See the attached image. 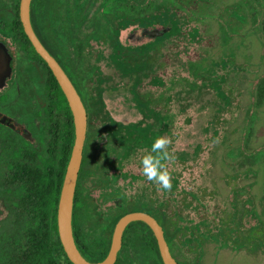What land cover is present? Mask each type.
Segmentation results:
<instances>
[{"label": "flooded vegetation", "instance_id": "obj_1", "mask_svg": "<svg viewBox=\"0 0 264 264\" xmlns=\"http://www.w3.org/2000/svg\"><path fill=\"white\" fill-rule=\"evenodd\" d=\"M263 13L264 0H0V264H69L57 205L78 120L70 227L86 260L104 259L125 215L108 264H164L158 233L177 264L259 249ZM158 136L171 191L141 171Z\"/></svg>", "mask_w": 264, "mask_h": 264}, {"label": "water", "instance_id": "obj_2", "mask_svg": "<svg viewBox=\"0 0 264 264\" xmlns=\"http://www.w3.org/2000/svg\"><path fill=\"white\" fill-rule=\"evenodd\" d=\"M52 68L61 87H63V89L66 91V84L68 85L67 79L63 76V74L61 73V71L57 66H52ZM68 97L71 103V107L74 110V113H76L77 106L70 92L68 93ZM76 128H77V135L73 142L71 154L69 156L66 165L65 173L62 179L60 192H59L58 205H57V232H58L59 240L65 251V254L73 264H108L111 262V260L114 257L115 249L118 244V238H119L118 235L120 229L123 223L125 222L126 218H128L131 215H125L117 221L112 236V240L110 243L109 251L108 253H106V256L104 257L103 260H101L100 262L93 263L86 260L79 253L73 242V238L71 234L70 207H71V197L73 193L76 168L79 161V151H80L82 132H83V125L81 121L78 120V122L76 123ZM157 241L164 264H177V262L172 258V256L168 252L167 246L160 233L157 234Z\"/></svg>", "mask_w": 264, "mask_h": 264}, {"label": "clouds", "instance_id": "obj_3", "mask_svg": "<svg viewBox=\"0 0 264 264\" xmlns=\"http://www.w3.org/2000/svg\"><path fill=\"white\" fill-rule=\"evenodd\" d=\"M171 140L166 136H158L140 158L143 176L161 189L171 191V175L167 162L175 159L174 153L169 151Z\"/></svg>", "mask_w": 264, "mask_h": 264}, {"label": "rangeland", "instance_id": "obj_4", "mask_svg": "<svg viewBox=\"0 0 264 264\" xmlns=\"http://www.w3.org/2000/svg\"><path fill=\"white\" fill-rule=\"evenodd\" d=\"M264 14V13H263ZM263 14H261V21H263ZM259 70H264V63H262L259 67ZM264 107V104H262ZM230 136H233L232 133ZM236 139V138H234ZM234 143V142H233ZM259 204H261L262 199L259 198ZM12 232V225L7 224L3 225V228L0 230V234L6 236V234L10 235ZM1 239L2 241H6V238ZM213 248V247H212ZM220 254H223V262L222 264H264V241L261 243L260 248L255 250V252L252 253L251 249H229V248H221V250L218 252ZM8 257L4 259V261L7 264Z\"/></svg>", "mask_w": 264, "mask_h": 264}, {"label": "trees", "instance_id": "obj_5", "mask_svg": "<svg viewBox=\"0 0 264 264\" xmlns=\"http://www.w3.org/2000/svg\"><path fill=\"white\" fill-rule=\"evenodd\" d=\"M53 228H54V232H55V226H53ZM55 237H56V233H55ZM56 241L59 245L57 238H56ZM58 255H59V253H33V255L31 254V255L27 256L26 264H60V262L58 260V257H59ZM63 256L65 257V259L70 264V262L66 258V256L64 254H63ZM8 264H11V261H9Z\"/></svg>", "mask_w": 264, "mask_h": 264}]
</instances>
